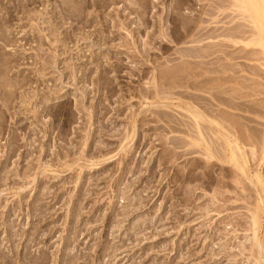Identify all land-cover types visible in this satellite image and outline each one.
<instances>
[{
    "label": "rangeland",
    "instance_id": "obj_1",
    "mask_svg": "<svg viewBox=\"0 0 264 264\" xmlns=\"http://www.w3.org/2000/svg\"><path fill=\"white\" fill-rule=\"evenodd\" d=\"M69 1L0 0V18L12 17L3 31L14 38L8 45L0 40L10 63L0 89V258L38 264L46 253L47 264H65L68 255L72 264H256L248 246L256 240L257 189L247 180L246 191L239 188L228 165L198 167L202 157L186 146V128L172 131L157 112L184 122L188 115L152 93L159 69L180 61L262 68L258 46L231 45L221 35L239 26L249 38L254 30L237 0ZM180 20L193 26L185 29ZM189 33L205 39L200 45L210 40L238 55L181 58L174 51L187 47L178 39L189 40ZM34 35L46 39L39 45ZM180 91L160 96L173 99ZM5 93L12 94L7 103ZM251 100L264 111L263 93L239 101ZM233 113L241 122L252 119L242 122L249 128L264 127L262 118ZM257 160L259 153L248 157L250 174L264 169V159L259 166ZM259 213L261 239L264 203Z\"/></svg>",
    "mask_w": 264,
    "mask_h": 264
},
{
    "label": "bare ground",
    "instance_id": "obj_2",
    "mask_svg": "<svg viewBox=\"0 0 264 264\" xmlns=\"http://www.w3.org/2000/svg\"><path fill=\"white\" fill-rule=\"evenodd\" d=\"M220 1H224V0H220ZM71 2H72V0L69 1V3H71ZM232 2L233 1H231V3ZM69 3L65 2L64 5L68 7ZM215 3H216V1H215ZM237 3L239 5H235V6L238 7V9L242 10V12H243L242 14L247 15V17L249 18V22H251L252 25L254 26V30L252 31L253 33L252 32L250 33L249 38H247V37L243 38V36H241V33L237 30V28H239V26L227 29L228 33H227V30H224L225 32L224 33L222 32L223 34L221 32L220 33L224 37H228L234 42V43L230 42L231 45L232 44L236 45L238 43H241L245 47H248L251 45H255L254 47L258 46L260 48L259 49L260 58L262 59V58H264V0H237ZM231 6H232V4H231ZM227 7L229 8V6H227ZM75 9L77 10L78 8L76 7ZM81 9H82V6L79 8V10H81ZM213 9H215V8L213 7ZM216 9H215V11H216ZM225 9H226V7H225ZM207 10H209V9H207ZM210 13H211V11H210ZM10 16L11 15L8 16V13H7V17L1 16V18H0V31L1 30L3 31V28H5L8 24L10 25V21H12L11 20L12 17L10 18ZM175 16H177V15H175ZM200 22L202 23L203 21L201 20ZM246 22H248V21H246ZM216 23H218V22H216ZM216 23H215V25H216ZM163 24H165V23H163ZM180 24L185 29H188L191 26H193V23L189 20L188 21L180 20ZM203 28H205V26L202 25L201 29H203ZM219 28H221V27L216 28V26H215L214 29L219 30ZM165 29H163V30H165ZM192 29L198 30V29H200V27L198 25H194V27ZM207 29L211 30L212 28L209 29V27H208ZM125 30L127 32V36H129V39L131 38L130 40L132 42H134L133 38L131 37V35L129 33L132 30L131 31H127V29H125ZM193 30L191 31V33L193 32ZM221 30H223V29H221ZM242 30L243 29H241V31ZM51 31H52V34L56 33L55 29L51 30ZM205 31H206V29H205ZM161 33H162V31H161ZM191 33H189V35H188L189 40H185L186 37H184L182 39L181 38L178 39V41L181 42L182 44L186 43L188 45H187V47L184 46L181 49L178 48V50L174 49L175 50L174 53L177 56H179L181 58L190 57V58H197V59L202 60V59L212 58V56L216 53H219V54L221 53V54H224V56H230L229 58H231L232 55L234 56V54H235L234 52H236L233 50L234 52L232 51V53H234V54H232V55L230 52L231 50L228 51V52H230V54L225 53L220 48H217L216 47L217 45L215 46V44H217V43H215L214 46H213V44L211 45L210 40L208 41L209 45H207V43H206V45L203 44L205 42H203L202 45H200L202 40L204 41L205 39L204 38L203 39L198 38L200 34L198 35V37H194ZM243 33H244V31H243ZM246 33H248V31H246ZM217 34H219V33L217 32ZM10 35H11L10 33L8 35L7 33H5V31H3V33L0 35V36H2L0 38V40L3 41V43H5V45H8L9 43L11 44L13 42L12 40L14 38L10 39V37H8ZM50 35H51V33H50ZM53 35H55V34H53ZM195 35H196V33H195ZM214 35H215V33H214ZM239 35L242 38L239 37ZM146 36H148V35H146ZM38 37L39 36L34 35V38L37 41V43L39 45H41V41H42L41 39H43V38L46 39V38L45 37L42 38L41 36L39 38ZM135 37H137V36H135ZM140 39H141V37H140ZM140 39H137V40H140ZM131 41H130V43H131ZM166 41H168V40H166ZM216 41H217V39H216ZM50 43H52V42H50ZM121 43H125V42H121ZM170 43H172V42H170ZM218 44L220 45V43H218ZM140 45L142 46V44H140ZM235 45H233V46H235ZM128 46H130V45H128ZM220 47H221V45H220ZM252 50H254V49H252ZM139 51H140V48H139ZM244 51H245V49H244ZM238 52H240V51H238ZM239 54L241 55V52ZM242 54H244V53H242ZM235 55H238V54H235ZM3 56L4 55H2V53H0V79L2 82V83L0 82V89H1V87H3L4 84L6 85V83H4L2 81V77H4V75L6 74L7 68H9V66H10V63L7 61V59H4ZM248 57H250V56H248ZM239 58L241 59V57H239ZM243 58L246 59L247 57L243 56ZM168 59H170L169 56H168ZM232 60H234V59H232ZM247 60H248V58H247ZM157 62H158V60H157ZM180 62L176 65H173L170 67H165L161 70L159 69V72H158L159 77L157 79L155 78L156 81H155V84L152 86V88H153L152 93L155 94L154 97L157 98L160 101V103L162 101L168 100V99L175 100L176 103H171V104H173V106H175V108H178V109L184 111L188 115V116H186V117H188V122H184V121L178 119L177 117L172 118L169 114L164 113V112H160V111L157 112V115L162 120H163V118H167L166 123H168L167 125L169 126V129H171L172 131L173 130L176 131V127H180V126H184L186 128V130L182 131V133H185V136L188 139L186 142V146H189L192 149L196 148L197 152H199L201 157H202V163L200 164V162H199L200 160H198V162L196 163L198 167L202 165L204 167H209L210 169H213L215 166H218L219 167L218 170L220 171V170H223L221 168L222 165H228L229 167H231V169L234 173L235 182L239 185H242V187H239V188H241L243 191H246L245 183L243 182V180L244 181L247 180V181H249V183H253V186L257 189V192H258V198H257V202L255 204V211H253L251 214V224H252V226H255L256 240H254V242L251 243L250 246H248L249 247L248 249H249L250 255H252L253 258L255 259L256 264H264V232H263V234H261V239L258 238V233H259L258 232V226L260 224L259 218L262 215V214L260 215L259 211H261V204L264 203V171H263L264 169L263 170L257 169L254 171L253 174H250V172H249L250 170L248 168L249 166H247L248 157L250 158V156H251L253 158V156H255L256 153H259V156H260V160H257L258 161L257 166H259L261 161L264 159V127L260 132L257 131L256 129H253L252 127L249 128V126L246 125L245 123L248 124L249 121L251 123L252 119H249L247 116L245 119H243L241 117L243 120L247 121L244 124H242L243 120H242V122L239 121V118L237 117L238 114L233 113L234 111H240V112H243L245 114H251L257 118L264 119V111H261L258 108H255L257 106L256 105L257 103L253 104V106L251 105L253 99L251 100L250 104H249V102L247 103L245 101L244 102L239 101L240 98H243V97L247 98V96L249 94L254 93V95L256 94L257 96H258V94H262V93L264 94V82L260 81L261 79L264 80V78L262 76V74H264V72H263L264 69H262V68H264V63L261 65L262 68L255 66V65H247L249 63H246L245 65H243L242 62H239L240 66L237 65L238 67L235 66V64L232 65V63L229 64L226 62L224 64L218 65L215 68H214V66H213V68L212 67L209 68L208 66L210 64L207 62L206 63L205 62L199 63V61H198L199 64L197 63V64H193V65H191L193 62L192 63L189 62L190 64L182 63V61H180ZM210 62H212V61H210ZM233 62H235V60ZM243 62H245V61H243ZM241 63H242V65H241ZM213 73H215V74L218 73L219 77L213 78V77L207 75V74H213ZM194 76H197L198 78H200V80L194 81L195 78L192 79ZM148 84H150V83H148ZM177 87L179 89H182V91L176 93L178 95L177 98L174 97L172 99V98H167L166 96H163V97L160 96V95L166 93L167 90L175 89ZM147 88H149V87H147ZM187 89H190L191 92L184 91ZM141 94L144 96L147 94V92L141 93ZM173 95L175 96V94H173ZM11 97H12V94L9 95V94L5 93L3 95V101L5 103H7L9 101V99H11ZM182 100H185V101H182ZM255 101H256V99H255ZM255 101L253 100V102H255ZM254 105H256V106L254 107ZM0 106H1V104H0ZM261 109L264 110V103H263V106L261 107ZM155 111H157V110L155 109ZM177 115H178V112H177ZM181 115L183 116L182 113H181ZM169 123L175 125V127L172 125L170 126ZM178 132L180 133V130ZM173 141H174V139H173ZM176 143H178V142H176ZM181 148H183V147H181ZM193 152H194V150H193ZM249 154H250V156H248ZM254 158H257V157H254ZM232 180H234V179H232ZM208 181L210 184L216 182L215 185H218V186L226 185V183H223V182L217 181L215 179H211V178H209ZM262 211H263V209H262ZM244 248L246 249L245 246H244ZM0 257H3V256H0ZM70 257L71 256L68 255V257L65 259V264H72L73 263L72 258H70ZM0 259H1L2 264H10L9 260L5 259V256H4V258H0ZM20 259H21V257H20ZM48 261L49 260H48L47 254L45 253V254L41 255V260L38 264H47ZM20 264H27V263L25 262V260L24 261L22 260Z\"/></svg>",
    "mask_w": 264,
    "mask_h": 264
}]
</instances>
